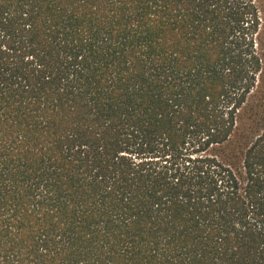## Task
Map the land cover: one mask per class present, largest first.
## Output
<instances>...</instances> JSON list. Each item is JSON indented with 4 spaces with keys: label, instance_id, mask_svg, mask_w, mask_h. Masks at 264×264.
<instances>
[{
    "label": "trees",
    "instance_id": "16d2710c",
    "mask_svg": "<svg viewBox=\"0 0 264 264\" xmlns=\"http://www.w3.org/2000/svg\"><path fill=\"white\" fill-rule=\"evenodd\" d=\"M0 264H264V0H0Z\"/></svg>",
    "mask_w": 264,
    "mask_h": 264
}]
</instances>
